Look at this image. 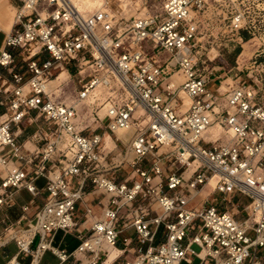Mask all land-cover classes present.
Returning a JSON list of instances; mask_svg holds the SVG:
<instances>
[{
  "label": "built area",
  "instance_id": "obj_1",
  "mask_svg": "<svg viewBox=\"0 0 264 264\" xmlns=\"http://www.w3.org/2000/svg\"><path fill=\"white\" fill-rule=\"evenodd\" d=\"M77 1L10 0L0 49V209L20 189L32 197L15 221L0 218V239L17 247L4 264L34 263L45 250L56 264H102L108 246L117 253L107 264L192 256L264 264V0H162L159 11L125 20L111 0ZM210 3L230 31L254 36L247 64L260 66L256 82L215 83L200 67L196 16ZM63 68L69 97L63 82L52 83ZM238 193L250 197L242 212ZM58 230L74 235V248L52 244Z\"/></svg>",
  "mask_w": 264,
  "mask_h": 264
},
{
  "label": "rangeland",
  "instance_id": "obj_2",
  "mask_svg": "<svg viewBox=\"0 0 264 264\" xmlns=\"http://www.w3.org/2000/svg\"><path fill=\"white\" fill-rule=\"evenodd\" d=\"M119 1L120 0H111L113 7H119L118 4L121 5V14L124 16L123 18H121V20H125V17L129 18L133 15L142 14L146 11H159L162 4V0ZM82 4L84 7L89 8L91 2L90 0H83ZM210 4L211 6L207 5L205 8L200 9L197 12L196 16L199 24V32L197 33V45L195 47V50L200 60V67L204 72L209 74V76L212 78V81H214L215 83H218L219 80H223V82H231L232 79H235L237 77H239L240 80H246L247 82H256L257 80L255 73L260 68V66L256 67L255 65L250 66V64H247L249 56L254 52V48L256 47V45L252 43V40H250L251 37L254 38V36L248 35L246 33L239 34L237 32L230 31L227 19H223L222 15L218 14V12H220V6L212 3ZM13 13L14 10L10 3V0H0V48L3 44L4 37L6 36L8 30L11 28L13 22ZM262 37L264 38V36ZM259 59H262V57H259ZM175 74L182 78V76H180L178 72H176ZM61 82H63L64 96L69 97L72 94L73 80L72 76L69 75V72L66 70V68L60 70L57 76L52 81V83L54 84H58ZM262 83L264 85V81H262ZM184 101L186 103L188 102L186 98H184ZM79 108L82 109V105H79ZM33 128L34 124L27 126L26 129H24L23 132L19 135V139H26ZM211 128L214 132V136L222 130L221 127L217 124L213 125V127ZM118 134L122 135L125 138L127 137L124 130L118 131ZM112 137L113 139L115 138L114 135H112ZM112 137L108 133H105V145L111 146L114 144ZM208 190L209 188H206L203 193ZM15 198L19 203H21L29 198V194L25 189H20L15 194ZM235 200L238 203L237 208L239 209V211H241V208L246 203H248L250 197L245 194L243 195L238 193L235 196ZM14 210L15 208H11L9 212L14 213ZM63 233L64 232L62 230H58L56 232L55 242L63 237L66 241H69V247H73L77 244L78 240L74 237L73 234L68 233L63 236ZM192 247L196 250L199 248V246L196 244H193ZM14 248L15 247L11 245V252ZM44 253L45 254L42 260V264H54L57 261V259L49 250H46ZM2 261L3 257L0 251V263ZM197 263L198 259H196L195 256H192V260L190 263L185 260H181L180 262V264ZM204 264H211V262L207 261Z\"/></svg>",
  "mask_w": 264,
  "mask_h": 264
},
{
  "label": "crops",
  "instance_id": "obj_3",
  "mask_svg": "<svg viewBox=\"0 0 264 264\" xmlns=\"http://www.w3.org/2000/svg\"><path fill=\"white\" fill-rule=\"evenodd\" d=\"M4 41V40H3ZM2 43V42H1ZM2 46H3V44H2ZM2 46H1V48H2ZM0 48V49H1ZM120 134V133H119ZM36 183L40 186V185H42V183H43V178H38L37 180H36ZM26 190V189H25ZM19 191V190H18ZM17 191V192H18ZM16 192V193H17ZM26 192H28L27 190H26ZM28 194H29V198L26 200V201H24V202H21V203H19L17 200H16V203L13 205V206H11V207H8V208H1L0 209V218H2L4 215H7L8 217H9V219L10 220H12V221H15L18 217H19V215H20V213H21V209H20V205L21 204H24V203H27L30 199H31V193L30 192H28ZM91 197V195L89 194V195H87L86 196V198H90ZM16 199V198H15ZM41 203V199H40V196L39 197H37L36 199H35V201H34V203H32L31 205H30V207H29V209L27 210V214H29V215H31L33 212H34V210L36 209V207L39 205ZM11 208H15V210H14V213H10L9 211H10V209ZM1 229H2V224L0 223V231H1ZM126 232L127 233H129V234H132V229H128V230H126ZM52 244H54V245H60V246H64V247H66V248H68L69 250L70 249H72V248H74V246L73 247H69V241H66L63 237L62 238H60L59 240H57L56 242H55V237H54V239H53V241H52ZM11 245H13L15 248L13 249V251L11 252V250H10V248H11ZM109 249V248H108ZM16 250H17V247H16V244H15V242H14V240H12V239H8V240H5V241H2L1 239H0V251H1V253H2V257H3V261L0 263V264H4V262L6 261V259H8L13 253H15L16 252ZM46 251V250H45ZM44 251V252H45ZM50 251V250H49ZM42 253L41 254V256L38 258V260L36 261V262H30V256H20V260L22 261V264H42V260H43V258H44V254L45 253ZM51 252V251H50ZM52 253V252H51ZM116 253H117V250H116V248L115 249H109V252H108V255H107V258H106V260H104L103 262H102V264H107L115 255H116ZM52 255L57 259V257L52 253ZM126 256H130V254L129 253H126L125 254ZM195 258L196 259H198L199 260V258L198 257H196L195 256ZM191 260H192V257H191ZM57 263V261L54 263V264H56ZM64 263H66V264H71L72 263V261L69 259V260H67L66 262H64ZM64 263H62V264H64ZM112 264H117L116 262H114V263H112Z\"/></svg>",
  "mask_w": 264,
  "mask_h": 264
},
{
  "label": "bare ground",
  "instance_id": "obj_4",
  "mask_svg": "<svg viewBox=\"0 0 264 264\" xmlns=\"http://www.w3.org/2000/svg\"><path fill=\"white\" fill-rule=\"evenodd\" d=\"M101 1H102V0H90L91 5H90L89 8H92L93 6H96V5L99 4ZM120 1H123V0H120ZM120 1H119V2H120ZM77 2H79L80 7H82V8H87V7H84V6H83V4H82L83 0H78ZM12 18H13V17H12ZM63 69H64V68H63ZM174 75H176V74L173 73V75H172L173 80H174V83H175V85H178V84L181 82L182 78L179 77V76H177V75H176V76H174ZM58 77H59V76H58ZM97 90H98V89H97ZM179 90H180V87H179ZM179 93H180V94H183V92H182L181 90L179 91ZM183 96H184V98H186L187 100H189L187 96H185V95H183ZM120 130H124V129H119V130H117V132L120 131ZM30 144H31L30 141L27 140V141H26V145L29 146ZM30 146H31V145H30ZM127 154H128V152H127ZM214 182H215L214 178L209 179V181L207 182V184L205 185V187L202 189V193L206 190V188L211 189V187L214 185ZM29 223H31V222H29ZM108 248H109V249H115V248L112 247V246H108ZM201 253H203V251H202Z\"/></svg>",
  "mask_w": 264,
  "mask_h": 264
}]
</instances>
